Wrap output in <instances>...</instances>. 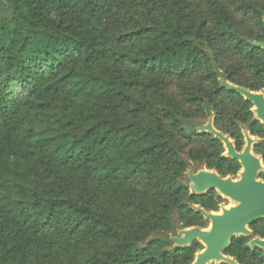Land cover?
I'll return each mask as SVG.
<instances>
[{"label":"trees","instance_id":"16d2710c","mask_svg":"<svg viewBox=\"0 0 264 264\" xmlns=\"http://www.w3.org/2000/svg\"><path fill=\"white\" fill-rule=\"evenodd\" d=\"M227 1L253 25L240 29L224 0H210L208 19H196L174 3L154 9L150 0H0V245L21 242L38 264L192 263L202 250L197 241L183 248L158 237L143 247L138 243L174 230L172 213L179 229L205 228L207 220L194 207L215 212L223 202L214 190L194 194L177 182L188 164L175 137L196 145L185 153L187 160L220 177L239 170L236 160L222 155L218 139L186 132L180 119L201 118L207 105L214 127L234 141L237 151L243 142L234 121L247 124L251 136H264L249 104L219 82L223 75L249 90L264 86V50L254 46L264 43V0ZM108 43H132L110 53L128 65L126 75L106 73ZM230 59L246 64L234 71L224 64ZM93 64L100 65V73ZM242 70L251 78L240 79ZM142 72L195 75L198 84L182 93L195 109H182ZM128 88L153 94L148 124L121 123L113 115L116 98ZM131 110L145 108L134 104ZM253 152L264 164V142ZM51 166L94 174L102 182L141 174L161 186V194L140 225L123 233L116 218L57 197L37 182L38 171ZM248 229L264 238L263 219ZM95 233L111 243L98 254L85 253ZM249 238L233 237L225 255L237 264H264L260 249L246 247ZM6 254L4 248L0 264Z\"/></svg>","mask_w":264,"mask_h":264},{"label":"rangeland","instance_id":"374dc122","mask_svg":"<svg viewBox=\"0 0 264 264\" xmlns=\"http://www.w3.org/2000/svg\"><path fill=\"white\" fill-rule=\"evenodd\" d=\"M150 3L153 5L154 9L158 3H160L164 9L168 8L170 3H174L176 7L182 8L183 12L192 11L196 19H208L207 12L211 7L210 0H150ZM223 4H225L224 6L230 11L232 17H234L233 19L237 21V26L240 29L246 30L253 25L249 16H240L235 11L234 6L230 5L227 0H224ZM132 46V43H108L105 46L107 52L105 69L106 71L108 70L106 73L110 74L112 77L127 74L128 65L123 62L116 61L114 56H110V53L114 50H119L120 48L129 49L132 48ZM203 48L206 53L210 54L206 47L203 46ZM224 64L225 66L236 64L239 67H243V65L246 64V61H242L240 59H230L225 61ZM91 68L98 73L101 72L100 65L98 64L91 65ZM141 75L152 83H158L168 94L169 98L173 100V102H180L182 109H195L191 103H186L185 97L182 96V93H184L183 88L196 86L198 84L199 79L196 78L195 75L182 77L174 74L147 72H142ZM240 77H247L245 70L241 71ZM219 81L221 86L222 83H225L223 75L219 77ZM126 100L128 101L126 102ZM154 100L153 94L150 91L143 92L139 88L124 89L123 94L119 95L115 100L114 104L118 105V108L113 115L121 123L126 121H139L143 123L146 122L148 124L147 110H152L153 103L156 101ZM134 104H138L145 108L144 112L140 110L132 111L131 108ZM203 109L204 112L201 118L195 117L187 120L180 119L186 132H190L191 129L195 130V128L212 120L213 111L211 108L204 105ZM105 113H108L107 110H105ZM165 126L166 123L164 122V127ZM175 139L182 147L183 154L181 155V158L187 161L188 164L186 172L177 179V182L187 186L186 174L189 171L195 173L200 169H204V166L187 160V157L185 156L187 151L196 146L195 144L190 145L189 143H186L185 139L179 136L175 137ZM37 182L48 185L53 195L57 197L76 201L77 203L83 204L90 210H95L103 215H110L111 217L116 218L121 226L120 229L123 230V233L138 227L142 219L145 218L149 212L155 209V200L159 198L162 189L161 186L156 187L157 185L154 184L152 179L149 177L147 178V176L144 178L141 174H137L127 181L114 179L102 182L98 180L94 174L86 175L77 173L71 169L59 168L55 166H51L47 170H39ZM222 201L221 206H228L229 200L222 198ZM170 219L174 226V230L169 233L151 234L147 240L138 243V245L143 247L148 240L158 237L168 239L173 246L170 239L177 235L179 224L176 220L175 213L171 214ZM206 225L208 228V221L206 222ZM5 230L8 231L7 228ZM10 235H14L13 230L10 231ZM10 235L8 234L6 240H10ZM88 243L89 246L86 247L85 253L98 254L103 251L107 245L111 243V241L100 233H95L89 238ZM18 245H20L19 248H17ZM4 248L7 249L5 264H38L37 257L28 255L29 249H26L25 245L21 242L9 241L5 246L0 245V254ZM23 252L25 255H22ZM85 255L86 254H84V256Z\"/></svg>","mask_w":264,"mask_h":264},{"label":"water","instance_id":"95a60500","mask_svg":"<svg viewBox=\"0 0 264 264\" xmlns=\"http://www.w3.org/2000/svg\"><path fill=\"white\" fill-rule=\"evenodd\" d=\"M254 45L264 49L262 43H254ZM222 85L252 100L258 107L257 117L264 123V98L261 95H253L226 83H222ZM195 130L211 133L217 137L224 144L227 150L226 155L238 159L243 171L237 181L230 177L221 178L215 172L205 169H200L195 173L189 171L186 174V179L190 192L204 194L209 190H214L222 198L233 201L234 205L228 209L221 207V214L212 211L206 212L195 206L194 208L201 212L203 218L210 222L209 229L204 230L198 227L178 229L177 235L170 240L173 246L178 248L187 247L194 241L204 246L202 251L195 254L191 264H210L212 262L215 264L220 262L236 264L233 259L224 255L231 239L250 235L249 225L260 219L264 220V182L257 179L258 171L263 168L259 158L251 151L253 139L247 133H244L245 147L241 153H236L228 137L216 132L210 121ZM247 245L264 249V240L255 237Z\"/></svg>","mask_w":264,"mask_h":264},{"label":"flooded vegetation","instance_id":"af4514ba","mask_svg":"<svg viewBox=\"0 0 264 264\" xmlns=\"http://www.w3.org/2000/svg\"><path fill=\"white\" fill-rule=\"evenodd\" d=\"M258 43H262V42H258ZM262 44H264V43H262ZM255 46V45H254ZM256 47H258V46H256ZM258 48H260V49H262V50H264L263 48H261V47H258ZM228 69H234V71L237 69V68H239V66L238 65H236V64H230V65H228V66H226ZM240 78V77H239ZM251 77H249V76H247V77H245V78H240V79H250ZM243 81V80H242ZM220 82V81H219ZM225 83L226 84H228V85H230V86H234V87H238V88H240V89H243V90H245V91H248L249 93H252V94H254V95H261L263 98H264V86L263 87H261V88H259L258 90H249V89H247V88H244V87H240V86H238V85H235V84H233V83H231V82H229V81H225ZM223 86V85H222ZM227 91H231V92H235V93H237L241 98H242V100H244V101H246L248 104H249V109H248V111H249V113L251 114V116H252V120H254V121H256V122H258L261 126H262V129L264 130V123L262 122V120L261 119H259L255 114H254V112H253V109H255V106H254V104H253V102H252V100H249V99H247V98H245L243 95H241V94H239L238 92H236V91H232V90H229V89H227L225 86H223ZM235 111V109H233L232 110V112H234ZM239 111V109H237V111L236 112H238ZM231 115V114H230ZM229 115V116H230ZM210 123H211V126H212V128L216 131V132H218V133H220L221 135H223V136H226V137H228V139L231 141V143H232V145H233V147H234V149H235V152L236 153H241L242 152V150H243V148L245 147V145H246V141H245V137H244V133H247L249 136H250V138L251 139H253V143H252V146H251V151H252V153L257 157V158H259V160H260V163H261V165H262V170H259L258 171V173H257V179L258 180H260V181H262V182H264V179L262 178V177H260V175H264V164H263V161H262V157L260 156V155H257V154H255L254 152H253V147H254V145L255 144H258V143H261V142H264V136H263V138H259V137H257V136H251L250 135V133H249V131H248V126H247V124H241V123H239L238 121H234V123L237 125V127H238V130H239V132H240V134H241V136H242V142H243V144H242V146H241V149L239 150V151H237L236 150V147H235V144H234V141L227 135V134H225V133H223L222 131H219V130H217L215 127H214V125H213V123H214V114H213V116H212V120L210 121ZM233 126V125H232ZM205 133H207V132H205ZM208 134H211V133H208ZM214 138H216V139H218L217 137H215L213 134H211ZM219 140V139H218ZM255 140V141H254ZM219 142L221 143V145H222V148H223V153H222V155L224 156V157H226V158H229V159H234V160H236L237 161V163H238V165H239V170H238V172L234 175V176H225V177H221V178H227V177H230V178H235L237 175H238V173L240 172V170H241V164H240V161L238 160V159H236V158H232V157H229V156H227L226 155V150H225V146H224V144L219 140ZM204 169L205 170H208V169H206L205 167H204ZM208 171H212V172H215V171H213V170H208ZM216 173V172H215ZM217 174V173H216ZM218 175V174H217ZM219 176V175H218ZM220 177V176H219ZM221 206V204L219 205V207ZM213 212V211H212ZM255 223V222H254ZM253 224V223H252ZM251 225V224H250ZM206 227H207V225H206ZM205 227V228H206ZM201 229H204V228H201ZM250 231V230H249ZM242 237H250L249 238V241H251L253 238H255V237H258V238H260V239H262V240H264V238H261V237H259V236H253V234H252V232L250 231V235H248V236H242ZM248 241V242H249ZM248 242L246 243V247H248L249 249H253V248H257V249H260L261 250V253H262V255H264V249H262V248H259V247H257V246H252V247H249L247 244H248ZM199 243V242H198ZM200 244V243H199ZM201 245V244H200ZM202 246V245H201ZM228 249V248H227ZM226 249V250H227ZM202 250H203V246H202ZM202 250H200V251H202ZM200 251H198V252H200ZM197 252V253H198ZM224 255H225V252H224ZM225 256H227V255H225ZM227 257H229V258H231V259H233L234 260V258H232V257H230V256H227ZM194 260V259H193ZM235 261V260H234ZM220 263H224V262H220ZM220 263H218V264H220ZM235 263H236V261H235ZM210 264H215V263H210ZM225 264H228V263H225ZM237 264V263H236Z\"/></svg>","mask_w":264,"mask_h":264},{"label":"bare ground","instance_id":"6f19581e","mask_svg":"<svg viewBox=\"0 0 264 264\" xmlns=\"http://www.w3.org/2000/svg\"><path fill=\"white\" fill-rule=\"evenodd\" d=\"M254 95V94H253ZM253 102V101H252ZM253 104H254V106H255V109H253V112H254V114L257 116L258 115V107L256 106V104L253 102ZM225 150H226V148H225ZM226 152H227V150H226ZM242 171H243V167H241V170H240V172L238 173V175L235 177V178H231V179H233L234 181H237L238 179H239V177H240V173H242ZM227 200H229V199H227ZM234 205V203H233V201H231V200H229V204H228V206H221L222 208H225V209H228L229 207H231V206H233ZM221 207L217 210V211H215V213L216 214H221ZM209 222V221H208ZM209 227H210V222H209V225H208V228L206 227V229H204V230H207V229H209ZM203 246V245H202ZM203 248H204V246H203Z\"/></svg>","mask_w":264,"mask_h":264}]
</instances>
